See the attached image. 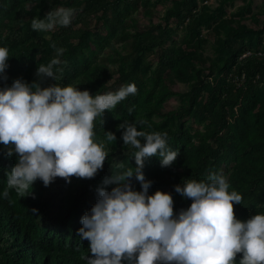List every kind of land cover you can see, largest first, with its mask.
<instances>
[{"label":"trees","instance_id":"trees-1","mask_svg":"<svg viewBox=\"0 0 264 264\" xmlns=\"http://www.w3.org/2000/svg\"><path fill=\"white\" fill-rule=\"evenodd\" d=\"M27 1L0 0V47L9 50V67L4 75L7 79L0 83V90L11 87L16 79L29 84L38 81L35 73L39 64L47 65L56 57L53 44L65 50L59 57L62 63L57 66L63 71L57 72V80L46 78V84H42L43 80L39 81L41 87L71 85L95 96L106 89L113 79L112 85L119 88L135 83L137 93L116 106L119 116L132 114L135 103L144 95H155L158 102H163L177 95L173 90L175 81L188 83L201 77V70H192L182 51L176 52L172 48L162 50V63L150 68L146 54L169 39L171 30L167 26H139L133 13L145 0H69L67 8L74 9L75 13L72 23L68 27L58 26L50 33V38L44 32L33 31L31 20L43 19L46 11L61 5L63 0H36L38 7L31 10H28ZM196 4L197 0L176 2L175 11L169 9L165 15L167 24L171 18L178 24L190 21ZM146 13L153 15L148 7ZM6 16L13 17L15 23L9 27L2 25L1 20ZM131 28L136 32L128 31ZM114 38L125 43L124 52L110 46L116 55L113 60L115 69L96 64L93 46L102 48V41ZM247 51L245 45H240L232 49L225 62H215L221 71L226 65L235 66L234 71L243 75L245 81L238 92L234 90V84L223 89L222 80L213 88H208L213 99L217 95H221L222 99L208 111V123L203 131L191 135L184 126V120L192 112L199 93L189 94L185 105L168 112H163L156 103L148 104L147 107L162 121L156 123L149 120L143 124L144 128L137 126V130L148 133H167V147L179 153L173 166L180 169V173L170 172V175L180 182V186L189 180L205 181L204 177L213 172L220 174L224 155L242 140L248 161L228 182L229 192L236 191L243 197L242 204H234L236 218L241 221L264 214V128L260 126L264 120V106L250 120L237 110L242 101L255 95V84L264 81V55L251 54L242 58ZM64 61L67 63L64 64ZM24 62L29 66L17 71L16 66ZM101 71L103 77L98 73ZM149 71L151 75L147 77ZM129 108L133 109L131 113ZM108 117L105 111L99 119L100 127L104 128ZM127 122L133 123L130 120ZM94 123L96 131L99 126ZM108 131L113 132L117 139L109 142L106 139ZM123 131L119 125H111L95 134L94 141L104 145L108 157L103 169L93 179L72 177L69 183L58 177L47 187L37 180L32 186V194L26 197H20L14 189H8L7 199L3 197L7 174L18 157L15 154L8 157L7 149L0 144V264H87L80 258L91 256L89 242L82 241L78 236L83 226L81 219L97 202L99 188L111 191L114 187L115 184L105 185L104 180L112 177L114 170H122L117 166L122 164L123 168H129L135 163L133 153L136 150L124 145L121 138ZM193 139L198 142L194 143ZM141 140L143 143V138ZM152 167L145 160V179L153 182L148 194L153 195L159 190L173 195V191L167 188L169 184L161 172V164L157 166V171H153ZM131 184L133 190L142 191L135 176L131 178ZM33 209L36 211L33 212ZM182 209L186 210L183 202L177 205L174 214L178 216ZM241 257L242 254H238L237 264Z\"/></svg>","mask_w":264,"mask_h":264},{"label":"clouds","instance_id":"clouds-1","mask_svg":"<svg viewBox=\"0 0 264 264\" xmlns=\"http://www.w3.org/2000/svg\"><path fill=\"white\" fill-rule=\"evenodd\" d=\"M74 9L60 7L43 19L33 18L31 28L50 32L68 27ZM52 47L56 57L39 64L31 84L16 79L11 87L0 90V144L6 155L18 160L7 174V188L20 197L32 194L37 181L49 186L56 178L71 182L72 177L93 179L108 157L104 145L94 141L95 121L106 110L137 93L135 83L121 86L115 92L92 96L71 85L55 84L42 88L39 81L58 79L63 48ZM9 50L0 47V77L9 67ZM64 64L67 61L63 62ZM133 109L129 108V113ZM143 125L144 121H139ZM122 140L136 151L135 170H114L104 184H115L111 191L99 188L98 200L82 219L79 238L89 242L91 256H81L87 264H264V214L247 221L236 218L234 204L243 197L229 192L227 177L210 173L206 181L189 180L175 191L192 200L190 207L174 214L171 194L156 191L149 195L152 181L143 173L147 158L159 156L162 167H171L179 153L167 147V133L137 130L135 123L125 121ZM141 138H143V143ZM111 142L116 135L108 131ZM140 182L142 191L133 190L131 178ZM36 210L33 209V212Z\"/></svg>","mask_w":264,"mask_h":264},{"label":"rangeland","instance_id":"rangeland-1","mask_svg":"<svg viewBox=\"0 0 264 264\" xmlns=\"http://www.w3.org/2000/svg\"><path fill=\"white\" fill-rule=\"evenodd\" d=\"M178 1L180 0H145L143 5L134 11L133 17L138 20L141 28L167 26L171 30V37L169 39H166L159 47L146 54V62L150 64L151 69L159 66L162 63L161 51L172 48L176 52L182 51L184 60L190 65V68L192 70H201V77L188 83L175 81L173 90L177 92V95L163 102H158L154 97L155 95L151 97L144 95L145 97L135 103L134 111L130 115L119 116L117 114V107L112 111L106 110L109 117L104 123V128L99 126V119L103 116L98 117L95 122L99 128L94 131L95 134L105 131L106 127L121 125L128 120L141 128H144V125L139 124V121L148 123L150 120L159 123L162 121V118L152 112L147 107L148 104L156 103L162 108L163 112H168L185 105L191 93H199V95L195 100L192 112L184 120V126L191 135L201 132L208 123V111L222 99L221 95H217L213 99L211 91L208 88H213L219 80H222L223 89L229 87L230 84H234V90L238 92L245 81L243 75L234 71L235 66L226 65L221 71L215 62H225L232 49L240 45H245L248 50L247 52H251L252 55H260V53L264 55V0H197V4L194 7V15L190 16V21L186 20L178 24L171 18L167 24L165 15L169 9L175 11V3ZM36 2V0H28L26 2L28 10L36 9L38 7ZM68 5L69 0H63L61 5L52 6L46 13L48 14L51 10L60 7L67 8ZM146 7L153 12L152 16L147 15ZM1 21L2 25L8 27L15 23L14 18L11 16H6ZM128 31L131 33L136 32L134 28ZM51 32H44V34L47 38H50ZM101 44L102 48L99 49L93 46L95 63L107 66L109 69H115L116 64L113 60L116 58V55L113 54L110 46L113 45L119 51L124 52L125 43L114 38L109 41L104 40ZM28 66V63L24 62L17 65L15 69L23 71ZM94 73L97 72L95 71ZM98 73L103 77L104 73L102 71ZM150 75L149 71L147 77ZM3 80L0 77V83H3ZM113 82L114 79L109 82L108 87L99 95L117 91L119 87L112 85ZM42 84H46L45 79L42 81ZM254 92L255 95L253 94L249 99L242 101L237 107V110L248 120L253 117L256 111L264 106V81L255 84ZM260 126L264 128V120ZM172 128L174 129L175 127L173 126ZM193 140L194 143L198 142L196 139ZM146 160L152 164V170L157 171V166L161 164V158L151 157ZM245 161H248L247 153L244 150L242 140H240L236 146L227 151L223 158L220 171L227 177L228 182L235 176L237 171H240ZM173 165L171 167L161 166L160 169L168 180L167 184L169 185L167 188L173 191L172 197L175 212L177 205L181 202L186 205L187 209L190 207L192 200L184 198L175 191V187L180 185V182H177L170 175V172L180 173V169H176ZM135 167L136 164L134 163L129 168H132L134 171ZM207 177H204L205 181Z\"/></svg>","mask_w":264,"mask_h":264},{"label":"built area","instance_id":"built-area-1","mask_svg":"<svg viewBox=\"0 0 264 264\" xmlns=\"http://www.w3.org/2000/svg\"><path fill=\"white\" fill-rule=\"evenodd\" d=\"M251 54H252L251 52H246L245 54L242 55V58H243V57H247V56H249V55H251ZM260 55H261V53H260Z\"/></svg>","mask_w":264,"mask_h":264}]
</instances>
